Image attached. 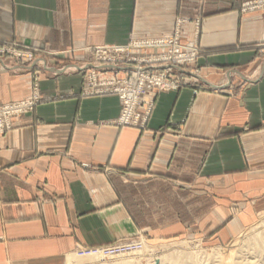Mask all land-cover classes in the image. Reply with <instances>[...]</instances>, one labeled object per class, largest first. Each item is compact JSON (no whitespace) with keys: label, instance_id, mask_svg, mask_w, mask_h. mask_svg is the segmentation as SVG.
Segmentation results:
<instances>
[{"label":"crops","instance_id":"obj_1","mask_svg":"<svg viewBox=\"0 0 264 264\" xmlns=\"http://www.w3.org/2000/svg\"><path fill=\"white\" fill-rule=\"evenodd\" d=\"M245 1L0 0V38L51 53L0 61V101L29 97L36 78L51 98L0 134V264H62L143 233L226 241L252 223L264 210V4ZM178 22L201 49L203 85L155 91L143 127L117 123L115 95L80 96L87 48Z\"/></svg>","mask_w":264,"mask_h":264},{"label":"rangeland","instance_id":"obj_2","mask_svg":"<svg viewBox=\"0 0 264 264\" xmlns=\"http://www.w3.org/2000/svg\"><path fill=\"white\" fill-rule=\"evenodd\" d=\"M254 2L256 1H245L243 11L252 9ZM258 3L264 4V0H259ZM182 24L183 22L177 23L172 35L133 38L124 45L102 44L87 48L85 55L88 56L79 64L83 77L80 96L115 95L121 103V113L117 123L122 126H145L154 104L155 91H173L185 86L203 85V82L199 80L202 79L201 72L195 66L201 49L193 41L182 42L179 28ZM164 38L168 40L165 41ZM157 40H163L168 44L160 46L153 44ZM141 41H145L143 45L139 44ZM146 41H151V44ZM113 46H124L126 51L119 52L121 50ZM106 47H108L107 50L100 49ZM260 48L264 54V44ZM44 53L51 54L36 47L17 43L9 44V41L0 38V61L2 62L9 61L11 57L17 62L37 65L43 60L40 56ZM141 78L148 79L149 82L163 80L165 84L163 85L161 81V84L157 86H144L146 81L140 85ZM133 90L141 101L137 110L140 117L135 116L137 113H133L129 120L124 121L121 97H126L128 100L129 92ZM50 99L40 92L39 81L37 78L34 79L29 97L14 101H0L1 128L4 126L12 128L15 117L32 112L39 103ZM128 102L130 103L131 100L129 99ZM9 112H14V115L9 117ZM7 131L9 130L4 133ZM230 209L235 215L239 207L234 206ZM221 231L189 230L179 231V233L175 231L177 233L174 232L175 234L166 237H151L148 233H143L139 237L117 241L103 247L78 248L65 258L62 264H150L153 256L161 261L163 259L164 264H221L220 255L227 250L234 252L231 264H264V210L257 213L252 223L226 241H221ZM141 247L142 249L145 247V251ZM127 248L129 249L125 250ZM170 257L171 260H169Z\"/></svg>","mask_w":264,"mask_h":264},{"label":"built area","instance_id":"obj_3","mask_svg":"<svg viewBox=\"0 0 264 264\" xmlns=\"http://www.w3.org/2000/svg\"><path fill=\"white\" fill-rule=\"evenodd\" d=\"M164 39H166L165 41H167L168 40V38H164ZM165 41H163V40H161V41H156V42H154L153 44H155V45H165V44H168L167 42L165 43ZM170 41V40H169ZM174 41V40H173ZM145 41H141V42H139V44L141 43V45H143V43H144ZM146 42H148V44H151L150 42L151 41H146ZM109 48H111V47H109ZM113 48H116V49H118V50H121V51H119V52H125L126 51V48L124 47V46H113ZM101 50H107L108 49V47H106V48H100ZM108 52H110V51H108ZM177 53H179V51L177 50ZM148 79H145V78H141V80L139 79V84L140 85H143L146 81H147ZM161 81L163 82V85L165 84V82L163 81V80H154V81H152V82H149V81H147L146 83H145V85L144 86H150V85H154V86H157V85H160L161 84ZM163 90H165V89H163ZM168 90V89H167ZM130 94H129V98H127L128 100H126V97H121L122 98V100H123V111H122V120L124 119V121L126 120H129V118H131L132 116H133V113H137V110H138V108H139V105H141V101H139V97H138V94L136 93V92H134V90L133 91H131V92H129ZM139 95H140V93H139ZM129 99L131 100V102L129 103L128 101H129ZM22 108H25V106H22ZM126 108V109H125ZM25 110V109H24ZM128 110V111H127ZM14 111V110H13ZM127 111V112H126ZM12 113V115H10ZM14 115V112H9V117L11 116H13ZM135 116H137V117H140V115L137 113ZM123 121V122H124ZM3 128V129H2ZM1 128V126H0V133H4L6 130H10L11 129V127H6V126H4V127H2ZM6 128V129H5Z\"/></svg>","mask_w":264,"mask_h":264},{"label":"bare ground","instance_id":"obj_4","mask_svg":"<svg viewBox=\"0 0 264 264\" xmlns=\"http://www.w3.org/2000/svg\"><path fill=\"white\" fill-rule=\"evenodd\" d=\"M179 244V243H178ZM138 246H141V245H139L138 244ZM129 248H127V249H125V250H128ZM141 249H142V247H141ZM145 247H143V249L142 250H144L145 251ZM124 250V249H123ZM154 250V249H153ZM157 251V250H156ZM199 251V250H198ZM219 253H221V252H219ZM197 254V253H196ZM233 256H234V252L231 250H227V251H225V252H223V253H221V255H220V258L219 259H221L222 261H221V264H231L232 262H233ZM142 259V258H141ZM169 260H171V257L169 258ZM158 261H160V262H158ZM150 264H164V260L162 259V261L161 260H159V258H157L156 256H153L152 258H151V263ZM220 264V263H219Z\"/></svg>","mask_w":264,"mask_h":264}]
</instances>
